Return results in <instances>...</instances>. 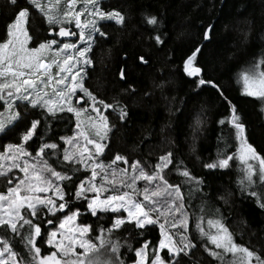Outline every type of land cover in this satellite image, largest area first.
Instances as JSON below:
<instances>
[{"label":"snow or ice","instance_id":"1","mask_svg":"<svg viewBox=\"0 0 264 264\" xmlns=\"http://www.w3.org/2000/svg\"><path fill=\"white\" fill-rule=\"evenodd\" d=\"M29 2L55 38L31 46L30 11L22 7L0 41V134L23 129L18 143L9 142L0 150V178L7 182L6 191H0V264H125L124 247L134 251L133 264H183L198 244L218 264H264L258 251L236 242L220 210L210 204L204 178L194 176L171 150L155 163L129 162L119 153L107 163L102 159L114 128L105 113L111 109L124 121L127 107L100 99L85 82L97 40L109 35L102 25L123 27L126 14L106 10L102 0ZM144 19L154 31L162 23L155 14ZM212 31L209 25L204 41L210 42ZM162 35L157 32L151 39L163 45ZM202 47L186 56L183 71L196 78L197 87L215 88L230 109L218 121L230 131L221 135L217 158L203 167L228 169L238 161L241 194L259 197L264 194V155L249 142L237 106L218 83L205 79L206 69L198 61ZM138 59L148 63L143 55ZM119 75L125 78L124 68ZM239 82L244 95L264 101V57L242 70ZM71 117L72 134H60V125ZM169 172L182 177V184L170 183ZM193 199H199L197 207ZM85 214L112 218L107 227L94 229L80 222ZM193 218L195 233L190 231ZM129 228L138 247L113 238ZM156 228L159 237L153 243L148 236ZM38 241L48 246L46 254Z\"/></svg>","mask_w":264,"mask_h":264},{"label":"trees","instance_id":"2","mask_svg":"<svg viewBox=\"0 0 264 264\" xmlns=\"http://www.w3.org/2000/svg\"><path fill=\"white\" fill-rule=\"evenodd\" d=\"M102 6L124 12L127 20L123 27L112 22L102 25L109 35L98 39L92 50L93 65L85 86L107 103L125 105L128 112L124 121L111 109L105 113L114 128L102 159L107 163L119 153L129 162L139 159L155 163L159 155L171 150L194 176L204 178L210 204L220 210L236 241L264 256V208L260 206L264 194H241L237 184L240 171L233 163L228 169L203 167L217 158L221 135L230 131V126L218 123L229 115V106L215 88L197 87L196 78L183 71L186 56L202 44L198 61L206 69L205 79L218 83L224 96L237 106L249 142L264 155V101L244 95L239 82L241 71L264 57V0H103ZM22 7L30 11L31 46L49 39L44 17L29 0H16V4L0 0V41L6 39L7 24ZM149 14L162 21L155 31L145 22ZM209 25L213 28L210 42L203 39ZM157 32L163 34V45L151 39ZM141 55L147 64L139 61ZM121 68L125 70L124 79L119 75ZM74 119L60 125V134H72L68 129L74 130ZM22 130L0 134V150L9 142L18 143ZM168 179L170 183L183 182L174 172L168 173ZM6 186V179L0 178V191H6ZM199 203V199L191 201L193 207ZM111 218L108 214H85L80 222L95 229L98 225L107 227ZM190 231L195 233L194 218ZM132 235L135 233L129 228L117 231L113 238L119 237L122 243L127 239L133 248L138 247ZM158 237L156 228L148 239L156 243ZM38 244L46 254L48 246ZM121 258L125 264L133 263L134 251L122 248ZM183 264L218 262L198 244Z\"/></svg>","mask_w":264,"mask_h":264},{"label":"rangeland","instance_id":"3","mask_svg":"<svg viewBox=\"0 0 264 264\" xmlns=\"http://www.w3.org/2000/svg\"><path fill=\"white\" fill-rule=\"evenodd\" d=\"M103 1V0H102ZM50 37V36H49ZM52 38H55L54 36L53 37H50L49 39H52ZM260 59H258L257 61H259ZM242 86V85H241ZM3 111V110H2ZM233 165L236 167V168H238V170L240 171V169H239V162L237 161V162H235V163H233ZM237 242V241H236ZM238 243V242H237ZM240 244V243H239ZM131 264H133V263H131Z\"/></svg>","mask_w":264,"mask_h":264},{"label":"water","instance_id":"4","mask_svg":"<svg viewBox=\"0 0 264 264\" xmlns=\"http://www.w3.org/2000/svg\"><path fill=\"white\" fill-rule=\"evenodd\" d=\"M50 37H53L54 35H49Z\"/></svg>","mask_w":264,"mask_h":264}]
</instances>
